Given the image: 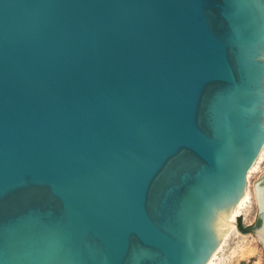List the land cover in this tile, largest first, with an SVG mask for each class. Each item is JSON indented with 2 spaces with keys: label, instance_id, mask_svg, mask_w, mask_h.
Instances as JSON below:
<instances>
[{
  "label": "water",
  "instance_id": "1",
  "mask_svg": "<svg viewBox=\"0 0 264 264\" xmlns=\"http://www.w3.org/2000/svg\"><path fill=\"white\" fill-rule=\"evenodd\" d=\"M263 146L264 0H0V264H207Z\"/></svg>",
  "mask_w": 264,
  "mask_h": 264
},
{
  "label": "rangeland",
  "instance_id": "2",
  "mask_svg": "<svg viewBox=\"0 0 264 264\" xmlns=\"http://www.w3.org/2000/svg\"><path fill=\"white\" fill-rule=\"evenodd\" d=\"M264 181V146L253 168L247 175L246 191L249 199L235 218L244 227L252 226L251 233L243 234L235 227L220 243L213 264H264V245L255 231L260 227L259 186Z\"/></svg>",
  "mask_w": 264,
  "mask_h": 264
},
{
  "label": "bare ground",
  "instance_id": "3",
  "mask_svg": "<svg viewBox=\"0 0 264 264\" xmlns=\"http://www.w3.org/2000/svg\"><path fill=\"white\" fill-rule=\"evenodd\" d=\"M253 168V167H252ZM251 168V169H252ZM259 195H260V190H261V187H259ZM249 199V193L245 190V195L244 197L242 198V200L240 201V203L238 204L236 210L234 211V213L232 214V218H233V221L235 220V218L238 216V214L240 213V210L242 209V207L245 205V203L248 201ZM235 228V225L232 224V226L227 230V232L223 235V239L226 238V236ZM222 239V240H223ZM222 243V242H221ZM220 246V244H219ZM218 249V248H217ZM217 251V250H216ZM216 257V253L213 254V256L211 257V259L209 260V262L207 264H213V261Z\"/></svg>",
  "mask_w": 264,
  "mask_h": 264
},
{
  "label": "trees",
  "instance_id": "4",
  "mask_svg": "<svg viewBox=\"0 0 264 264\" xmlns=\"http://www.w3.org/2000/svg\"><path fill=\"white\" fill-rule=\"evenodd\" d=\"M236 227L238 229L239 232L246 234V233H251L253 230L252 226H248V227H244L241 223L240 218L237 219L236 221Z\"/></svg>",
  "mask_w": 264,
  "mask_h": 264
}]
</instances>
